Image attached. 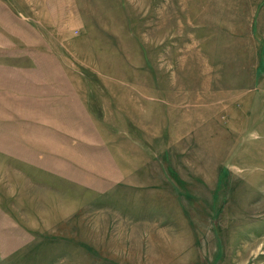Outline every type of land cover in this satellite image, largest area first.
Masks as SVG:
<instances>
[{
  "label": "rangeland",
  "instance_id": "1",
  "mask_svg": "<svg viewBox=\"0 0 264 264\" xmlns=\"http://www.w3.org/2000/svg\"><path fill=\"white\" fill-rule=\"evenodd\" d=\"M243 5L0 0V264H264Z\"/></svg>",
  "mask_w": 264,
  "mask_h": 264
},
{
  "label": "crops",
  "instance_id": "2",
  "mask_svg": "<svg viewBox=\"0 0 264 264\" xmlns=\"http://www.w3.org/2000/svg\"><path fill=\"white\" fill-rule=\"evenodd\" d=\"M237 3L245 4L246 6L243 5L241 8L244 9V10L245 9H248V10H250V12L251 11H255L256 9L259 10V11H261V12L264 11V0H237ZM247 3H249L250 5H247ZM252 5H254V6L252 7ZM229 25L232 26L230 23H229ZM235 25L236 26H244V27L246 26V27H250V33H251V35H252L253 38L250 36L249 29H248V32L245 33L246 35H248V38H251L253 40H258L260 42H262V41L264 42L263 39H259L258 38L259 37L258 33L256 31L253 32V30H252V28H254L255 26L256 27L260 26L261 23H260V25L257 24L256 21H254V22L251 21L249 23H241V22H238V20H237L236 23H235ZM232 34L235 35L234 33H232ZM235 41H234V39H223V38H221L219 40L220 43H229V42H232V43H240L241 42L239 39H235ZM238 50H242V49L239 48ZM259 58H261V57H259ZM167 222H168V226H169L171 221H167ZM194 243L195 242L193 240V244ZM193 252H194V249H193ZM194 257L195 256H193V258Z\"/></svg>",
  "mask_w": 264,
  "mask_h": 264
}]
</instances>
